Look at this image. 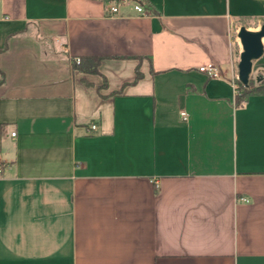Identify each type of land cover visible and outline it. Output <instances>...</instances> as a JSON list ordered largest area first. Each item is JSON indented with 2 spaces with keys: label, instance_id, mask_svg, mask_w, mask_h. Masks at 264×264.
I'll list each match as a JSON object with an SVG mask.
<instances>
[{
  "label": "crops",
  "instance_id": "1",
  "mask_svg": "<svg viewBox=\"0 0 264 264\" xmlns=\"http://www.w3.org/2000/svg\"><path fill=\"white\" fill-rule=\"evenodd\" d=\"M131 1L0 0V264H264V0Z\"/></svg>",
  "mask_w": 264,
  "mask_h": 264
},
{
  "label": "water",
  "instance_id": "2",
  "mask_svg": "<svg viewBox=\"0 0 264 264\" xmlns=\"http://www.w3.org/2000/svg\"><path fill=\"white\" fill-rule=\"evenodd\" d=\"M243 52L240 55L238 64V80L244 86H249L250 76L253 71L254 61L259 60L264 55V26L258 32L248 31L245 27L240 29L238 34ZM260 81V79H257Z\"/></svg>",
  "mask_w": 264,
  "mask_h": 264
},
{
  "label": "trees",
  "instance_id": "3",
  "mask_svg": "<svg viewBox=\"0 0 264 264\" xmlns=\"http://www.w3.org/2000/svg\"><path fill=\"white\" fill-rule=\"evenodd\" d=\"M105 2H115L118 3L121 0H104ZM141 3H143L141 1ZM100 59L96 58H83L81 59L80 64L74 65L76 69H78L81 72L90 73V74H97L98 73V67L100 64ZM0 83H3V73L0 70ZM254 95H264V79H261L259 83H256V81L251 80L249 81V86L244 87L239 81H237V97L236 102L238 106H241L244 104L251 96Z\"/></svg>",
  "mask_w": 264,
  "mask_h": 264
},
{
  "label": "built area",
  "instance_id": "4",
  "mask_svg": "<svg viewBox=\"0 0 264 264\" xmlns=\"http://www.w3.org/2000/svg\"><path fill=\"white\" fill-rule=\"evenodd\" d=\"M126 4H131L134 8V10L143 17H147L150 15V13L143 7V5L137 3V2H132L131 0H121L118 3H115L114 5H112L111 7H107L106 8V13L109 16H114L117 15L119 13V8L121 5H126ZM74 62L76 64H80L81 59L80 58H75ZM200 72L207 74V76L211 77V78H219L220 77V71L219 68L216 64L210 63L208 65H205L203 67H201ZM182 116L184 119H186V113H182ZM98 129V125L96 123H93L90 126V130L92 132L97 131ZM13 136H15V133H13ZM1 173V171H0ZM243 201H247L246 199H242Z\"/></svg>",
  "mask_w": 264,
  "mask_h": 264
},
{
  "label": "rangeland",
  "instance_id": "5",
  "mask_svg": "<svg viewBox=\"0 0 264 264\" xmlns=\"http://www.w3.org/2000/svg\"><path fill=\"white\" fill-rule=\"evenodd\" d=\"M110 1H112V0H110Z\"/></svg>",
  "mask_w": 264,
  "mask_h": 264
}]
</instances>
